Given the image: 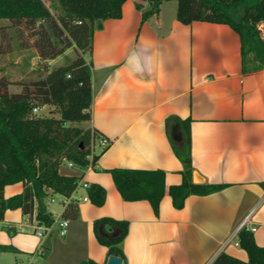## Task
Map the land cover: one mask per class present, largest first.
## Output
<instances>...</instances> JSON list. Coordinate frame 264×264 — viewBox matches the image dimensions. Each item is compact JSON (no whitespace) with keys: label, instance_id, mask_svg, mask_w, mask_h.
<instances>
[{"label":"crops","instance_id":"obj_1","mask_svg":"<svg viewBox=\"0 0 264 264\" xmlns=\"http://www.w3.org/2000/svg\"><path fill=\"white\" fill-rule=\"evenodd\" d=\"M167 3L142 22L136 0H127L120 19L106 20L94 32L89 125L110 146L94 165L75 170L81 181L106 190L104 204L80 200L88 197L84 188L71 200L51 195L45 203L54 225L44 237L35 234L36 212L28 217L21 209L7 210L0 246L11 250L0 251V264H27L40 246L46 252L40 264H107L108 249L94 231L103 218L128 222L123 264H211L221 253L246 262L238 233L252 211L247 229H256L255 242L264 247V69L244 73L241 38L229 25L183 24L177 5ZM259 30L264 38V24ZM188 119L193 183L199 175L202 184L225 187L191 195L182 209L166 195L159 215L146 200L124 201L113 169L161 170L168 188L181 184L188 152L180 122ZM23 190V183L8 185L4 197ZM71 202L79 214L67 219L61 236L58 221ZM101 233L118 231L104 225Z\"/></svg>","mask_w":264,"mask_h":264},{"label":"trees","instance_id":"obj_2","mask_svg":"<svg viewBox=\"0 0 264 264\" xmlns=\"http://www.w3.org/2000/svg\"><path fill=\"white\" fill-rule=\"evenodd\" d=\"M57 17L44 0H0V21L12 25L23 24L33 30L34 45L46 74L35 80L20 82V91L12 92L10 82L0 78V222L7 210L21 209L40 225L52 226L54 218L47 210L46 199L51 195L70 198L82 175L75 168L86 169L94 165L100 155L95 153L97 142L103 135L95 128L80 127L92 120L91 56L93 36L109 19H120L127 0H50ZM174 0H136L142 11V22L160 12L164 2ZM177 20L183 24L196 21L225 24L241 38L243 71L264 69V38L259 25L264 24V0H175ZM143 3L149 9L143 11ZM16 30V29H15ZM18 35L22 32L17 29ZM75 48L76 57L68 63L48 70V61L55 60L68 49ZM51 106L59 117H39L33 111ZM169 122V120H168ZM78 123V126L74 124ZM187 146V156L182 159L184 170L181 184L167 187L166 175L161 170H133L117 168L110 171L116 189L124 201L146 200L155 215L168 195L176 209H182L191 195L205 196L222 190L225 185L195 184L190 157V120L180 122ZM69 163L74 168H69ZM68 169L64 172L63 168ZM24 184L21 194L4 197L8 185ZM264 187V183L262 184ZM88 198L97 206L104 204L106 190L91 185ZM78 205L69 203L63 212L64 219L78 217ZM110 225L116 235H103L101 228ZM94 231L98 242L108 249V256L125 260L120 247L128 231V222L103 218L95 221ZM239 246L248 254L242 261L228 254H219L211 264H264V247L256 244L253 233L242 229L238 233ZM11 250L0 246V251ZM81 264H98L92 260Z\"/></svg>","mask_w":264,"mask_h":264},{"label":"rangeland","instance_id":"obj_3","mask_svg":"<svg viewBox=\"0 0 264 264\" xmlns=\"http://www.w3.org/2000/svg\"><path fill=\"white\" fill-rule=\"evenodd\" d=\"M44 2L47 7L50 8L51 13L57 17L58 12L52 7L51 1L44 0ZM166 5L175 8L177 2L175 0L169 1ZM17 29L22 32L21 36L18 35ZM34 41L35 36L33 35V30L26 29L23 24L13 26L8 20L0 21V78H5L10 82L9 89L12 92L20 91V82L35 80L46 74V69H44L43 62H40L41 60L38 57ZM77 52L79 53L74 47L68 49L55 60L48 61L45 67L51 71L57 66L64 65L74 59ZM85 58L89 61V54H86ZM52 108L53 107L50 106V108L37 110L36 112L33 111V113L39 117L53 116L58 118L59 115L54 113V108ZM50 110H52V112H50ZM77 124L78 123L74 124V126L79 125ZM79 126L86 128L90 125L81 124ZM181 132L184 136L182 128ZM106 147L102 146L98 141L95 149L99 151V148H101V151H103ZM63 171L68 172V169L64 167ZM38 263H41V259Z\"/></svg>","mask_w":264,"mask_h":264},{"label":"built area","instance_id":"obj_4","mask_svg":"<svg viewBox=\"0 0 264 264\" xmlns=\"http://www.w3.org/2000/svg\"><path fill=\"white\" fill-rule=\"evenodd\" d=\"M37 110L35 109L34 110V112H36ZM99 143L102 145V146H104V147H106L108 144H109V142H108V140L107 139H105V138H102V139H100L99 140ZM69 168H74V165L73 164H71V163H69ZM89 184L88 183H86V182H84V181H80L79 183H78V185H77V188H76V190L72 193V195H71V197L70 198H68L69 200H71V199H73L74 198V196L76 195V193L81 189V188H84V189H89ZM80 200H84V201H87L88 200V197H81V198H79ZM252 213H253V211L244 219V221L242 222V224L240 225V231L242 230V229H247V224L250 222V218H251V216H252ZM54 225V224H53ZM52 225V226H53ZM52 226H43V225H40L39 224V226H37V228H36V232H35V234L38 236V237H44L45 235H46V233H48L50 230H51V228H52ZM58 226H59V234L61 235V236H65L66 234H67V229H68V226H69V222H68V220L67 219H61L60 221H58ZM248 230V229H247ZM249 231H251V232H255L256 231V229L255 228H252V229H249ZM239 244V243H238ZM45 251L41 248V246H40V248L39 249H37L33 254H32V256H31V258H30V260H29V262L27 263V264H38V262H39V260L41 259V258H43L44 256H45Z\"/></svg>","mask_w":264,"mask_h":264},{"label":"water","instance_id":"obj_5","mask_svg":"<svg viewBox=\"0 0 264 264\" xmlns=\"http://www.w3.org/2000/svg\"><path fill=\"white\" fill-rule=\"evenodd\" d=\"M194 181L196 184H202L204 182L203 178L199 175L194 176ZM107 264H123V260L120 257L110 256Z\"/></svg>","mask_w":264,"mask_h":264}]
</instances>
